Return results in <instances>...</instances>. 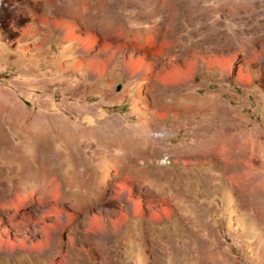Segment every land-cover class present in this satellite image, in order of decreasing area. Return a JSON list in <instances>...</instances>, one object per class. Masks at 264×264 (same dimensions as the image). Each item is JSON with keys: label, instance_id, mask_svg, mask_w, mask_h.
<instances>
[{"label": "rangeland", "instance_id": "1", "mask_svg": "<svg viewBox=\"0 0 264 264\" xmlns=\"http://www.w3.org/2000/svg\"><path fill=\"white\" fill-rule=\"evenodd\" d=\"M70 27L110 50L80 52ZM131 54L147 56L145 80L126 72ZM176 63L182 79L163 82ZM0 104V238L44 237L10 226L22 194L33 212L32 193L57 196L66 221L0 264H264V0H0Z\"/></svg>", "mask_w": 264, "mask_h": 264}, {"label": "bare ground", "instance_id": "2", "mask_svg": "<svg viewBox=\"0 0 264 264\" xmlns=\"http://www.w3.org/2000/svg\"><path fill=\"white\" fill-rule=\"evenodd\" d=\"M55 25L58 28H63V25L64 26L68 25V23L64 22V21H55ZM64 37H65V41L68 39L77 37L75 34V28L70 27L67 30V33L65 34ZM77 38L80 39V41H79V47H80L79 50H81L80 52H84L87 54H92L93 52H95L96 46H99V52H101V53L110 50V48L112 46V42H108V41L107 42H100V40H98L96 35L93 34L92 32H87L83 37L78 36ZM165 45L166 44L163 43L161 46L160 45L158 46L157 44H155V42L152 38H149L147 45H145L144 47L148 48L147 50L150 51V53H153V54L158 53L159 54L162 52ZM117 46H118L117 49L112 50L110 55L105 60H101L98 57L97 58L91 57L88 60L89 71L92 72L93 74L97 75V76L103 75L107 71L109 64L113 61L116 54L124 47V45L121 43H119ZM144 50H146V49H144ZM146 58H147V56L145 54H143V55L139 56L138 59H134V55L131 54L129 60L124 63V68H125L126 72L130 76H133L135 74H140L141 78L143 80H145L146 75L152 70V67L146 65ZM231 61L227 60L226 67L228 66L229 62H231ZM75 66H76V68L80 69L82 66L81 61H78ZM189 68H190V72L192 74L193 71H195V64H191ZM181 71H182V69H181L180 65L176 63L171 71H166V72L164 71L165 74H160L158 72L157 75L160 77V79L163 82L168 83V84H174V83H176L177 78H180ZM180 79H182V78H180ZM21 112L22 111H20L19 109L11 111L10 114L13 115L12 120L14 122L17 119L22 118V116H20V115H22ZM42 129L43 128L40 125H38L36 128L32 127L30 130L31 131L33 130V133L36 132L40 136ZM50 129H51V131H53L52 130L53 127L48 129V131L46 132L47 136H48V133L50 132L49 131ZM0 133H1L0 145H4L3 143H5L6 137H5V134L3 131L0 130ZM40 137H42V136H40ZM46 137H42V138H46ZM46 148H47V146L44 147V149H42V150L44 151ZM119 185L124 190L127 189L129 192L133 191V186L128 184V179L122 181ZM56 195H58V193ZM56 197L57 196L53 197L54 199L50 202V205H47L48 203L44 204L45 201L43 200L42 197H39V199L36 200L35 195L32 193L31 199H33L38 204L43 203V205H42L43 209H41L38 212H33L31 210V208L29 209L28 200L30 199V197L28 195L22 194L20 196L15 197L12 200V206L14 207V211H13V213L9 219L10 226H12L14 228H18L20 224L23 226L36 225V226H38V228H40L42 230V232L44 233V235H43L44 237L42 239H38V240L36 239L37 241L33 244H30V245L27 244V241L25 238L18 240L17 243H13L11 241V239H9V238H0V249L4 248L5 250L9 251V253L10 252L12 253L16 249V247L20 246L22 248H26L30 252H33L36 250L42 251V249L45 246H48L52 242V239H54V236L56 234L55 232L58 230L64 229V224H66L65 223L66 221L61 217V215H62L61 209L59 208L58 203L55 199ZM115 197L121 198L117 194ZM5 206H7L6 201L1 203V207H5ZM134 209H135V214L137 216L142 217L144 215V206H143V203L141 201L134 202L132 211H134ZM52 215L54 216V221L49 219ZM122 220H118L117 223L124 222ZM103 221L104 220L99 218V217L95 218L92 221L93 222L92 227L94 229H101L103 227Z\"/></svg>", "mask_w": 264, "mask_h": 264}]
</instances>
